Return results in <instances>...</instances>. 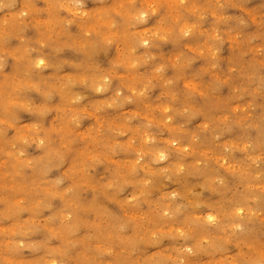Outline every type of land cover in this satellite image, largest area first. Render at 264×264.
Here are the masks:
<instances>
[{"label":"rangeland","instance_id":"1","mask_svg":"<svg viewBox=\"0 0 264 264\" xmlns=\"http://www.w3.org/2000/svg\"><path fill=\"white\" fill-rule=\"evenodd\" d=\"M0 264H264V0L0 10Z\"/></svg>","mask_w":264,"mask_h":264},{"label":"clouds","instance_id":"2","mask_svg":"<svg viewBox=\"0 0 264 264\" xmlns=\"http://www.w3.org/2000/svg\"><path fill=\"white\" fill-rule=\"evenodd\" d=\"M15 3V0H10L9 3H5L4 0H0V10L5 9V8H10L12 7V5ZM223 4H220L219 7H223ZM141 22H146V14H142L141 15ZM185 35H187V33H185ZM167 157L163 154L159 155L155 161H152V163H158L159 161H163L165 160ZM167 171V170H165ZM169 176H165V179H169ZM62 182V181H61ZM109 187H111V185H109ZM176 211H179V209H176ZM174 213H170V212H163L161 214V219H164V217H170V215H172ZM242 231V230H241Z\"/></svg>","mask_w":264,"mask_h":264},{"label":"bare ground","instance_id":"3","mask_svg":"<svg viewBox=\"0 0 264 264\" xmlns=\"http://www.w3.org/2000/svg\"><path fill=\"white\" fill-rule=\"evenodd\" d=\"M139 16V15H138ZM189 27V26H188ZM32 64V63H31ZM100 81V80H99ZM99 85V84H98ZM98 88V87H97Z\"/></svg>","mask_w":264,"mask_h":264},{"label":"snow or ice","instance_id":"4","mask_svg":"<svg viewBox=\"0 0 264 264\" xmlns=\"http://www.w3.org/2000/svg\"><path fill=\"white\" fill-rule=\"evenodd\" d=\"M209 219H212L211 217Z\"/></svg>","mask_w":264,"mask_h":264}]
</instances>
